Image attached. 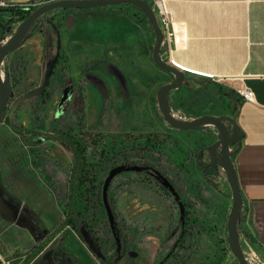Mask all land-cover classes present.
I'll return each mask as SVG.
<instances>
[{
	"label": "rangeland",
	"instance_id": "obj_1",
	"mask_svg": "<svg viewBox=\"0 0 264 264\" xmlns=\"http://www.w3.org/2000/svg\"><path fill=\"white\" fill-rule=\"evenodd\" d=\"M106 9L101 15L58 9L40 19L38 27L45 21L53 25L54 55L56 31L61 43L62 57L55 66L63 73V79L49 88L50 98H37L42 94L48 65L44 57V28L1 65L3 80L4 67L9 72L12 97L6 116L0 120V185L38 211L49 228L62 221L71 153L53 141L34 149L23 147L7 122L14 111L15 122L20 126H44L49 130L55 127L84 143L90 176L96 185L104 177V171L97 170L100 164L114 151L132 148L128 160L144 166V170L123 169L124 174L113 179L106 195L111 213L121 222L122 237L132 249L125 264H176V254L182 260L189 256L186 264H231L235 257L228 241L227 221L232 205L228 179L220 173L213 186L198 167L203 151L204 161L209 160L206 149L217 140V131L212 126L179 131L164 121L158 110L157 92L172 83L174 77L153 62L155 36L150 25L134 6ZM1 12L3 45L21 22L16 16ZM109 20L118 25L117 29L100 26ZM165 55L161 53L164 60ZM190 83V88L168 95L169 106L178 115L193 119L223 111L211 84L199 85L193 79ZM65 92L67 96L61 105ZM144 144L156 149L153 158L146 154L149 152L143 149ZM118 162L126 164L125 160ZM135 169L145 172L137 174ZM95 209L92 232L112 255V232L97 197ZM242 215L241 212V248L244 252L253 249L264 263V248L252 243L253 239L243 230ZM257 221L264 229V218ZM184 222L190 236L180 244ZM80 233L81 236L69 228L56 237L55 243L42 254L40 264H74L72 257L79 264H100L98 246L83 227ZM61 241L63 248L59 247ZM32 245L31 236L0 221L1 264L27 256ZM49 251L52 253L47 257Z\"/></svg>",
	"mask_w": 264,
	"mask_h": 264
},
{
	"label": "crops",
	"instance_id": "obj_2",
	"mask_svg": "<svg viewBox=\"0 0 264 264\" xmlns=\"http://www.w3.org/2000/svg\"><path fill=\"white\" fill-rule=\"evenodd\" d=\"M52 1L55 0H0V3L10 7ZM145 1L155 10L152 0ZM165 6L172 17L173 37L162 53H166L164 57L169 64L174 61L180 65L183 69L174 67L184 72L186 77L183 85L173 93L190 88L192 79L199 85L211 84L224 108L208 114L228 115L236 120L240 132L234 131V136L240 135V144L233 160L243 201L242 228L256 245L264 248V229L257 221L264 218V0H165ZM108 7L71 12L101 15L107 12ZM155 13L159 19L156 10ZM144 18L150 25L145 15ZM100 26L111 31L118 27L111 20ZM243 89L253 92L252 100H244L239 95L238 91ZM16 199L21 202L26 221L41 228L44 234L56 226L49 228L38 211ZM0 221L31 236L33 247L29 253L41 238L34 237L28 229L7 221L1 215ZM25 258L26 254L18 259H9L6 264H22Z\"/></svg>",
	"mask_w": 264,
	"mask_h": 264
},
{
	"label": "trees",
	"instance_id": "obj_3",
	"mask_svg": "<svg viewBox=\"0 0 264 264\" xmlns=\"http://www.w3.org/2000/svg\"><path fill=\"white\" fill-rule=\"evenodd\" d=\"M34 3H29L23 6H10L8 8H0L2 12H8L13 16H16L19 22L25 20L36 8L37 6L33 5ZM1 12V13H2ZM40 19L35 23L28 38H31L39 31L41 28L44 38V57L45 60L48 62L50 59L54 57L53 53V38H52V29L53 25L49 21H45V24L38 27ZM3 37L0 38V44L3 42ZM62 57V53L59 55V59ZM54 71L50 78L49 86L42 91V94L39 95L37 98L41 99L42 97L50 98L49 88L53 85L54 82L59 81L60 78L63 79V73L57 71V66L54 67ZM4 73L9 75L6 67H4ZM10 78V76H9ZM7 114V113H5ZM3 116H6V115ZM15 111L10 114L7 122L10 129L18 136L19 141L23 147L34 149L37 148L47 141L58 142L62 146L66 147L72 156L71 167L67 175V193L65 197V205L63 209V219L62 221L57 224L52 230L47 232L46 234L42 235L41 238L38 240L32 251L26 256L25 260L22 264H40L42 260V254L44 251L52 244L55 243L56 237L62 235L67 229H71L75 233H80V227H83L88 234L90 235L92 241L95 245L98 246L99 251L101 253L100 257H98L100 264H120L119 261H124L128 255L131 254L132 249L131 247L126 245V241L122 237V229H121V222L117 219L116 215L112 213V217L110 218L103 201V185L109 176L110 172L118 167L124 166L125 168L137 167L143 168L144 166L136 164L135 162H130L128 160L129 157L133 154L132 148H124L118 149L114 151V153L108 157V159L101 163L97 170L104 171V177L102 181L96 185L95 181H93V177L90 176L89 171V161L87 159V147L84 143L80 140L76 139L75 137L71 136L65 131L59 130L58 128H52L51 130L46 129L44 126H40L39 128H25L23 126L18 125L15 122L14 118ZM240 139L233 141L230 145L231 148L237 150L239 147ZM153 145L144 144L143 149L148 151L149 157L153 158L156 149L153 148ZM205 156L204 152L201 153L198 160V167L200 171L203 173L204 178L212 184L216 186L214 183V179L219 177V167L220 163L216 158H211L208 161H204ZM125 160L126 164L118 165V161ZM113 162L112 165L108 167L110 162ZM124 162V163H125ZM137 172H145L139 171L137 169L134 170ZM129 171V172H134ZM124 172H120L114 176L121 177ZM113 178V179H114ZM113 179L111 180L110 184L112 183ZM165 188V187H163ZM99 200L101 207L103 208L104 217L106 218L107 223L112 232L113 236V245L115 251L112 255H109L107 251L104 249L100 240L95 237L92 232V220L95 218V198ZM186 222H184V229L180 235L179 243L183 244L189 238L190 233L189 230L185 227ZM121 233V234H120ZM251 240V239H250ZM254 243L253 240H251ZM63 241H61L59 247L63 248ZM133 254V253H132ZM176 254V253H175ZM174 254V255H175ZM134 255V254H133ZM189 259V256L184 258L180 257V254H176L174 257V262L176 264H186ZM74 264H79L78 261L72 258ZM231 264H239L238 261L235 259L234 262Z\"/></svg>",
	"mask_w": 264,
	"mask_h": 264
},
{
	"label": "water",
	"instance_id": "obj_4",
	"mask_svg": "<svg viewBox=\"0 0 264 264\" xmlns=\"http://www.w3.org/2000/svg\"><path fill=\"white\" fill-rule=\"evenodd\" d=\"M121 4L133 5L137 7L145 15L155 35V43L152 52L153 61L159 69L171 74L174 77V81L172 83L163 85L162 87H160V89L157 92L158 110L162 115L164 121L171 128L179 131L201 130L209 126H212L216 129L217 140L210 146V148L206 150L209 151V159L216 158L219 161L220 163L219 172L223 173L228 179V183L232 192V205L227 221L229 248L239 264H251L247 260L245 256V252L242 250L240 245L239 218H240L243 201H242L241 189L239 185V179L233 160V155L235 154L236 150L230 147L233 141L240 139V135H238L237 137L234 136V131L240 132V129L237 125L236 120L228 115L217 116V115L205 114L199 117H195L193 119H187V118H182L169 106V102H168L169 93L178 90L185 82L186 77L184 72L175 68L174 66H172L162 58L161 53L163 49L164 33L159 25L154 9L147 1L145 0H55L49 3H44L38 6L25 20H23L19 24L14 34L3 45L0 44V68L1 65L4 63L5 59L11 53H13L17 48H19L21 45L25 43V41L29 37L31 29L33 28L35 23L43 16L58 9L87 10V9H94L99 7L121 5ZM56 32L58 35L56 54L52 59L48 61L44 82L41 87L43 91L50 84V78L52 76L54 67L60 55V49H61L60 37H59V32L58 31ZM4 76H5L4 80L3 79L2 81L0 80V120L2 119L8 107L9 101L12 97L9 75L7 73H4ZM66 96L67 93L65 92L60 103L61 105L65 101ZM123 169L125 170L126 168L124 166L123 167L121 166L112 170L103 185V201L106 211L110 218L112 217V213L107 204V197H106L107 189L114 176L122 172ZM0 212L6 213L8 216L12 214V218L10 219V221L12 222L16 221V216L15 214H13V211L11 212L9 209H7V207L4 204H2L1 201H0ZM23 216L25 215L23 214ZM17 225L25 229H28L30 232L31 229L29 226H34L33 223L29 221H27V224L17 223ZM38 230L41 233L43 232L40 229ZM84 231L88 234V232L85 229ZM51 253L52 251H49L46 254V256L48 257ZM1 263L2 261H0V264ZM48 264H52V263L49 261Z\"/></svg>",
	"mask_w": 264,
	"mask_h": 264
},
{
	"label": "built area",
	"instance_id": "obj_5",
	"mask_svg": "<svg viewBox=\"0 0 264 264\" xmlns=\"http://www.w3.org/2000/svg\"><path fill=\"white\" fill-rule=\"evenodd\" d=\"M152 1L155 3V5L157 7V14L159 16V19L158 18L157 19H158L159 25H160L163 33H164V41H163V48H164V47H166V45H168V44L170 45L171 39L173 37V31L171 30L172 17H171L170 12L167 10V8L165 6V0H152ZM5 5L6 4H4L2 2L0 3V7H4ZM33 5L38 7L42 4L34 3ZM168 49H170L169 46H168ZM171 63L173 66L180 68V69H183L180 65H178L174 61H171ZM206 76L212 77V75H206ZM238 93L244 100L250 101L253 99V92L249 89L239 90ZM249 251L250 252H245V256L251 264H264L262 262L261 258L254 252L253 249H250Z\"/></svg>",
	"mask_w": 264,
	"mask_h": 264
},
{
	"label": "flooded vegetation",
	"instance_id": "obj_6",
	"mask_svg": "<svg viewBox=\"0 0 264 264\" xmlns=\"http://www.w3.org/2000/svg\"><path fill=\"white\" fill-rule=\"evenodd\" d=\"M0 201L2 202V204H4L7 209H9L11 212L13 211V214H15L16 216V221L12 222L10 221V219L12 218V214L11 215H7L6 213H1L0 215L2 217H4V219H6L7 221H10L12 223H23V224H27L26 218L23 216V210L20 208V201L17 200L14 196H12L8 191H6L1 185H0ZM24 209V207H23ZM31 229V234L36 237H41L42 235H44V232H40L38 229L41 230V228H38L36 225L34 226H29ZM34 236V237H35Z\"/></svg>",
	"mask_w": 264,
	"mask_h": 264
},
{
	"label": "bare ground",
	"instance_id": "obj_7",
	"mask_svg": "<svg viewBox=\"0 0 264 264\" xmlns=\"http://www.w3.org/2000/svg\"><path fill=\"white\" fill-rule=\"evenodd\" d=\"M1 72V71H0ZM0 80L2 81V76L0 75Z\"/></svg>",
	"mask_w": 264,
	"mask_h": 264
}]
</instances>
